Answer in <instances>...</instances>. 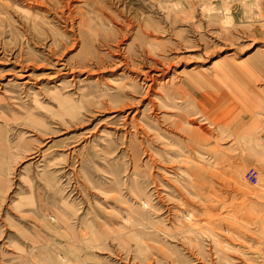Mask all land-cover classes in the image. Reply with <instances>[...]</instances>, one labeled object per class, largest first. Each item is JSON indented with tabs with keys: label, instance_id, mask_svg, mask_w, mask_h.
I'll list each match as a JSON object with an SVG mask.
<instances>
[{
	"label": "rangeland",
	"instance_id": "1",
	"mask_svg": "<svg viewBox=\"0 0 264 264\" xmlns=\"http://www.w3.org/2000/svg\"><path fill=\"white\" fill-rule=\"evenodd\" d=\"M0 264H264V0H0Z\"/></svg>",
	"mask_w": 264,
	"mask_h": 264
},
{
	"label": "built area",
	"instance_id": "2",
	"mask_svg": "<svg viewBox=\"0 0 264 264\" xmlns=\"http://www.w3.org/2000/svg\"><path fill=\"white\" fill-rule=\"evenodd\" d=\"M245 180L249 184L257 186L259 183V171L256 168H249L245 173Z\"/></svg>",
	"mask_w": 264,
	"mask_h": 264
},
{
	"label": "bare ground",
	"instance_id": "3",
	"mask_svg": "<svg viewBox=\"0 0 264 264\" xmlns=\"http://www.w3.org/2000/svg\"><path fill=\"white\" fill-rule=\"evenodd\" d=\"M154 80V79H153ZM149 89H150V87H149ZM251 185V184H250ZM253 186V185H252Z\"/></svg>",
	"mask_w": 264,
	"mask_h": 264
}]
</instances>
